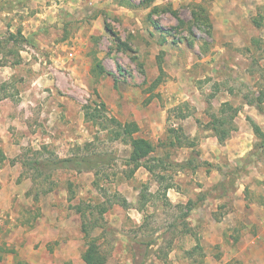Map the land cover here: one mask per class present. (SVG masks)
I'll return each mask as SVG.
<instances>
[{"label": "rangeland", "instance_id": "rangeland-1", "mask_svg": "<svg viewBox=\"0 0 264 264\" xmlns=\"http://www.w3.org/2000/svg\"><path fill=\"white\" fill-rule=\"evenodd\" d=\"M263 95L264 0H0V264H86L91 244L107 264H264L241 216L206 218L239 200L264 208V137L250 123L264 133ZM102 104L142 127L165 168L131 174L130 140ZM214 118L240 127L226 144L206 140ZM94 153L116 158L99 176L46 182L23 165ZM168 185L183 196L169 202Z\"/></svg>", "mask_w": 264, "mask_h": 264}, {"label": "trees", "instance_id": "trees-1", "mask_svg": "<svg viewBox=\"0 0 264 264\" xmlns=\"http://www.w3.org/2000/svg\"><path fill=\"white\" fill-rule=\"evenodd\" d=\"M99 67V65H98ZM103 72V71H102ZM160 77L157 78L155 81L156 84L160 82ZM264 96V95H263ZM102 109L100 110V113L102 112V117H105L103 113L106 111V107L104 104L101 105ZM257 108L258 110L264 114V107L262 105V100L257 101ZM230 110L234 112L235 116L239 113L238 110L233 109L230 107ZM99 112V111H98ZM106 120H109L114 127L116 128V138H127L130 140V145L132 147V152L130 158L125 161V164L128 166L133 165L134 169H132L131 174L137 171L141 167H145L146 170L150 174H154L157 167H163L165 168V161L163 157H157L152 159V155L156 152L157 146H155L150 140L142 137H136L135 135L138 134L141 131L140 126L136 122H131L127 124H122L121 122L117 121L115 118L108 119L105 117ZM227 121L224 119H216L214 118V121L211 123L210 130L214 133V135L217 137L220 144H224L230 137L233 132L237 130V127L234 125H231L230 128L225 129L223 128ZM231 123V120L228 122ZM254 133L256 136H263L264 133L262 132L261 128L254 122L250 121ZM170 131V132H175ZM178 137V136H177ZM39 154V153H37ZM40 155V154H39ZM115 157H113L111 154H87V155H77V156H70L66 158H60V157H48V158H42L40 159L37 157L34 159L33 162L29 163H23L25 166H29L31 164V170L36 175H33V179H41L45 180L46 182L51 179V175H53L54 172L58 170H73L76 172H94L99 176V174L106 168L109 167L114 161ZM8 160L5 152L0 147V165L5 163ZM151 162H156V165H149ZM185 165H182V168L189 169L193 166L192 160H188ZM134 170V172H133ZM158 179H162L164 177L157 176ZM159 180V181H160ZM170 188H173V185H168L166 187V190H169ZM52 189H50L51 191ZM50 191H46L45 193H49ZM108 210L107 207L99 206L98 208H94L93 211H97V213L100 214V216H103L104 213ZM86 229V227H85ZM200 242L197 243V246L191 251H189L187 254L189 256H193L194 253H197L199 250H201ZM83 261L86 264H107L106 257L102 254L101 249L95 245L91 244L88 248V250L83 254L82 256ZM1 260V257H0Z\"/></svg>", "mask_w": 264, "mask_h": 264}, {"label": "crops", "instance_id": "crops-1", "mask_svg": "<svg viewBox=\"0 0 264 264\" xmlns=\"http://www.w3.org/2000/svg\"><path fill=\"white\" fill-rule=\"evenodd\" d=\"M239 113H240V111H239ZM239 115V114H238ZM139 125V124H138ZM140 126V125H139ZM140 128L142 129V127L140 126ZM240 128V127H239ZM239 128H237V130H239ZM197 129V128H196ZM236 130V131H237ZM212 131V130H211ZM235 131V132H236ZM231 138V137H230ZM229 138V139H230ZM217 140L218 141V139H217V137L216 136H214V137H207V139L206 140ZM228 139V140H229ZM227 140V141H228ZM227 141L224 143V144H226L227 143ZM218 143H219V141H218ZM222 145V144H221ZM154 155V154H153ZM158 157H159V155H158ZM187 162V161H186ZM187 170V169H186ZM199 169L197 168V170L195 169V171H196V173H197V175H200V176H202V174H200V171H198ZM206 176H207V174H205ZM225 178V177H224ZM171 192H173L174 193V195H175V197H174V199L175 198H177V196H179V197H182L183 195L181 194V192L179 191V190H177L176 188H174V186H173V188H170L169 190H168V194H167V196H168V198H170L169 200V202H173L172 200H171V196H173L172 195V193ZM236 194H238L237 196H238V199H240V194L242 195L243 194V191H241V190H237V192H236ZM178 197V198H179ZM190 202L191 203H189V210H196L197 209V207H196V203H197V201H195V203H194V201H191L190 200ZM247 209H249V213H250V215H245V211L247 210ZM215 211H217V209H212L211 210V216H210V218L209 217H206V218H208L207 220H210L211 219V222H210V224L211 225H214V226H216V227H222V226H225V227H229V226H232L233 224H234V221H235V219H237V218H239L240 216L242 217V221L244 222V223H247V224H245V227H246V225L248 226V231H252V229H254V230H256L257 231V235L256 236H253L254 238H252V240L250 241L251 242V244L252 243H254V244H252V245H256V246H258L259 248L260 247H263L264 248V246H261V244H256V243H259V242H263L264 241V217H260V213H263L264 212V208H260V207H258L257 205H250V207H246V205H245V202H242V201H238L236 204H235V206H232L231 207V210L223 217V218H219V219H216V217H214V214H215ZM196 216H199V214L197 213V215ZM203 219L205 218V217H202ZM230 228V227H229ZM239 240H243L242 238L241 239H239ZM196 246H197V244H196ZM200 246H201V244H200ZM248 247H250L251 248V246L249 245ZM202 248V247H201ZM246 248H247V245H246ZM252 248H254V246L252 247Z\"/></svg>", "mask_w": 264, "mask_h": 264}]
</instances>
